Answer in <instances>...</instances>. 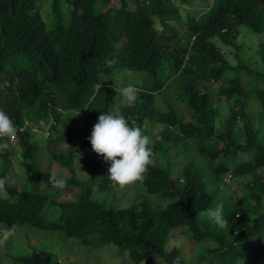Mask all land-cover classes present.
I'll return each mask as SVG.
<instances>
[{"label": "trees", "instance_id": "trees-1", "mask_svg": "<svg viewBox=\"0 0 264 264\" xmlns=\"http://www.w3.org/2000/svg\"><path fill=\"white\" fill-rule=\"evenodd\" d=\"M191 1L202 4L197 7ZM179 2L0 0V110L18 127L21 146L18 151L6 144L0 153V179L5 182L0 224L10 230L29 226L61 231L83 245L114 244L128 250L130 264H184L172 258L178 248L167 249L172 231L184 227L196 241L205 242L200 258L209 259L204 264H264V0ZM158 19L161 32L155 29ZM242 25L263 34L256 42L262 71L244 63L239 52L237 64L222 52L234 44ZM117 69L137 77L135 98L125 105L110 81ZM206 82L220 83L214 95ZM158 99L167 109L158 107ZM215 101L227 106L229 117ZM78 111L96 122L101 112L123 115L145 135L149 125L161 126L160 137L151 145L158 159L166 155L163 140L173 145L189 141L194 158L181 169L182 181L171 176L167 159L155 164L153 157L137 181L147 196L125 207L115 205L111 196L118 194L112 192L108 170L99 182L77 175L75 157L92 171L97 157L90 141L77 148L73 127ZM39 118L50 123L48 137L36 135L48 142V158L71 172L63 177L64 189L49 182L51 175L62 176L42 169L37 159L41 146L31 130H20ZM218 119L224 123L217 124ZM14 157L24 167L23 188L9 176ZM198 159L208 165L203 172L197 170ZM227 174L241 177L242 184L252 174L244 183L250 190L249 205L232 201L224 211L227 223L220 228L206 217L217 204L208 181L228 184ZM96 185L101 192L97 196ZM68 187H73V198L59 200ZM150 195L162 202L155 205ZM14 260L65 264L45 249Z\"/></svg>", "mask_w": 264, "mask_h": 264}, {"label": "rangeland", "instance_id": "rangeland-1", "mask_svg": "<svg viewBox=\"0 0 264 264\" xmlns=\"http://www.w3.org/2000/svg\"><path fill=\"white\" fill-rule=\"evenodd\" d=\"M178 5H181V2L177 0ZM191 3L196 4L197 7H200L201 2L191 1ZM202 8V7H201ZM181 14L186 17L187 11L185 8L180 7ZM176 27L182 31L184 30V26L181 23L176 22ZM263 36V34H261ZM261 35L253 32L248 26L242 25L239 34L233 40L234 44L224 46L222 48V52L225 57L232 63L237 64L238 59L235 56L236 52H239L241 59L244 63L250 65L252 68L257 70H263V64L261 63L259 54L256 48V42L261 38ZM219 43V42H218ZM236 44V45H235ZM237 46H240L238 49ZM134 80H137L136 76H132L131 72H126L123 70H118L110 80L113 83V88L119 89L118 92V100L121 105L128 104L133 100L129 101L124 98L121 94V89L128 86H131L133 89L132 95L135 98V86ZM204 84V83H203ZM209 90L214 95L220 83H209ZM202 88V86H201ZM216 108H218L221 113L226 117L230 116V110L227 106L224 108L218 101L214 102ZM158 107L167 109L164 103L158 99ZM183 103H179V107L182 108ZM96 121L92 118L85 117L83 115L74 116V137L76 140L77 148L81 147L84 142H89L88 137L91 135V131L93 125ZM224 121L221 119L217 120V124H223ZM235 124V123H234ZM234 128L237 127V124L234 125ZM239 124V122H238ZM264 123L260 125H256L257 127H261L264 131ZM149 133L147 136L150 138L151 145H153L154 141H156L160 137L159 130L161 126L149 125ZM36 139L40 143V153L37 155L38 161L41 163L42 169L44 171H51L55 174L61 175L64 178H69L71 176V172L69 169L61 167L60 164L55 161L49 159V153L47 151L48 142L40 136L33 135V139ZM11 145L15 147V150H21V146L18 141L15 140L10 143H6L0 141V145L5 144ZM163 144L165 145L166 155H160L159 159L154 154L155 164H159L167 159L170 163L171 168V176L176 180L182 181V177L179 175L181 169L193 160L194 153L191 152L190 145L191 143L187 140L180 141L178 144L173 145V143L163 140ZM150 145V146H151ZM64 147L67 148V144H64ZM4 147H0V153L3 152ZM77 153L79 154L78 150ZM76 154V155H78ZM13 162L9 165V176L11 179H15L16 184L19 188H23L25 183V175L24 167L20 160L13 158ZM3 163V159L0 157V171ZM197 170L199 172H203L205 168H207V164L198 159ZM75 167L77 171V175L80 178L88 179L90 177H95V181L99 182L104 174L107 172L109 166L104 161L102 155H98L96 157V163L94 171L90 168L83 165L80 157H75ZM252 179V174H249L243 180V184L241 182V177L237 178L235 176H229V174L224 176V180L228 184L214 185L211 183V179L208 181V188L210 191L216 192V200L217 204L223 205V209L225 212L230 210V203L236 199L240 200L244 205H249V196L250 190L244 185L245 182ZM45 186H40L43 190ZM48 194H52L53 191L51 189H45ZM95 195H99L98 185L94 187ZM113 193H117L116 196H111L112 201L118 207H125L130 205L134 200L139 198H143L147 196V192L145 188L139 182H135L132 185L128 186H118L115 182H113ZM233 192V193H232ZM112 193V194H113ZM104 194V193H103ZM119 196V197H118ZM59 200H71L73 198V187H68L66 189V193L58 196ZM150 199L154 201V204L157 205L158 202H162V200L156 195H150ZM264 204V199L262 200ZM216 204V205H217ZM215 205V206H216ZM214 206V207H215ZM207 243V242H206ZM205 245L204 241H196L192 234H190L184 227H179L172 231L169 242L167 244V249L170 250L174 247L179 249V253L174 254L172 258L182 259L184 264H204L208 261L207 256L201 257V253ZM35 249H45L47 251H51L58 256L61 262H65V264H130V256L127 254L128 250L122 251L120 248L115 246L114 244H102L98 246L94 245H83L78 242L76 239L67 237L64 232L61 231H36L35 229L29 228V226H22L16 230H10L6 224H0V264H19L14 260L16 255H24L29 254ZM152 260H146L142 264H151Z\"/></svg>", "mask_w": 264, "mask_h": 264}, {"label": "clouds", "instance_id": "clouds-1", "mask_svg": "<svg viewBox=\"0 0 264 264\" xmlns=\"http://www.w3.org/2000/svg\"><path fill=\"white\" fill-rule=\"evenodd\" d=\"M155 29L160 30L159 32L164 30L159 19L155 24ZM118 70L121 69H117L116 72ZM134 83L136 82L134 81ZM133 86L137 89L136 84ZM114 89L119 91L116 87ZM132 92L133 89L128 85L121 89L122 96L129 101L134 99ZM77 115L85 116V111H78ZM49 127L48 121L39 118L37 120L30 119L23 127H20V130L29 128L32 135L48 137L50 135ZM45 129H47L48 134L44 132ZM17 132L18 127L8 114L0 110V141L10 143L17 140ZM12 137L15 138L12 139ZM88 139L92 150L98 155H102L103 159L110 164L107 176L118 186L124 187L142 180L148 167L153 163L154 154L150 146V138L143 134L139 127L131 125L123 115L101 112ZM0 147L6 148L7 145H0ZM49 182L58 189H64L66 186V180L56 175H51ZM4 183V180L0 179V189L3 188ZM206 217L220 228H223L227 223L221 204L208 209Z\"/></svg>", "mask_w": 264, "mask_h": 264}, {"label": "built area", "instance_id": "built-area-1", "mask_svg": "<svg viewBox=\"0 0 264 264\" xmlns=\"http://www.w3.org/2000/svg\"><path fill=\"white\" fill-rule=\"evenodd\" d=\"M35 130H38L37 128H35ZM44 132L46 133V134H48V131H47V129H45L44 130ZM15 137H12V139H14Z\"/></svg>", "mask_w": 264, "mask_h": 264}]
</instances>
